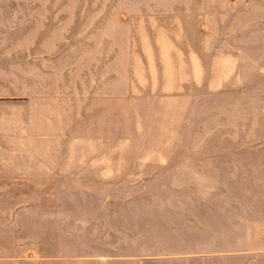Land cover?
<instances>
[{
	"label": "rangeland",
	"instance_id": "1",
	"mask_svg": "<svg viewBox=\"0 0 264 264\" xmlns=\"http://www.w3.org/2000/svg\"><path fill=\"white\" fill-rule=\"evenodd\" d=\"M237 1L7 2L15 14L7 34L31 41L34 83L62 85L68 95L73 89L79 105L92 97L95 103L110 99V140L96 139L80 146L110 147L112 175L118 170L131 174L137 169L145 177L112 181L110 195L153 201L121 206L148 208L157 212L159 220L155 224L140 223L136 228L144 231L143 235L109 238L121 244L127 241L126 244L141 245L142 255L156 252L157 264L264 263L263 257L257 260L253 256L258 252H247L246 248L249 243L257 246L264 237L246 235L245 227H241L251 206L247 204L248 197H262L264 188L246 186L245 181H228L224 168L218 171L220 186L213 187L212 182L195 176L200 172L198 166L184 169L191 170L190 179L154 180V176L165 177V172L154 171L152 164L133 167L130 159L136 157L128 155L135 148L157 146L193 151L264 147V115L260 108H256V115H248L247 93L241 87L238 93L234 91V67L230 59H225L236 46L231 43L236 39L234 26L242 22L240 13L231 10ZM242 2L239 0L238 5ZM199 64L206 73V90L183 79ZM170 75L177 82L174 90H166L163 85V78ZM220 81L223 83L219 90L209 89ZM101 131L102 127L96 130ZM124 147L126 154H118V148ZM189 158L192 165H198L193 160L200 157L175 160L181 163ZM134 172L132 175L137 174ZM69 190L64 189L67 192L63 195H70ZM77 194L92 195L85 187L79 188ZM154 195L164 202L154 204ZM115 207L112 204V209ZM111 222L114 228L124 223L115 219Z\"/></svg>",
	"mask_w": 264,
	"mask_h": 264
},
{
	"label": "crops",
	"instance_id": "2",
	"mask_svg": "<svg viewBox=\"0 0 264 264\" xmlns=\"http://www.w3.org/2000/svg\"><path fill=\"white\" fill-rule=\"evenodd\" d=\"M7 2L0 0V264H157L156 252L142 255L141 245L127 241L121 244L109 238L143 235L144 231L136 228L140 223L155 224L159 220L157 212L148 208L121 206L153 201L110 195L112 181L145 177L137 169L131 174L118 170L112 175L110 147L80 146L96 139L110 140V99L95 103L92 97L79 105L73 89L68 95L62 85L34 83L31 41L7 34L9 23L15 19ZM238 2L231 10L240 13L242 22L234 26L236 39L231 43L236 46L225 59H230L234 67V91L238 93L241 87L247 93L248 115H256V108L264 115V0ZM183 79L190 84L196 82L199 90L207 89L206 73L200 64ZM222 83L209 89L219 90ZM157 84L155 79V89ZM163 85L166 90H174L177 82L170 75L163 78ZM100 127L101 133L96 132ZM117 152L126 154V148ZM128 155L136 157L130 159L133 167L152 164L154 171L165 172V177L154 176V180L190 179L191 170L184 169L198 166L200 172L195 176L212 182L210 186H220L218 171L224 168L228 181L264 188V147L193 151L157 146L135 148ZM185 156L200 157L193 160L198 165H192L191 158L181 163L175 160ZM134 171L137 174L132 175ZM82 187L92 195H78ZM64 189H70V195L64 196ZM152 198L154 204L164 202L161 197ZM112 204L117 207L112 209ZM247 204L251 206L241 227H245L246 235L264 237V191L260 198L248 197ZM112 219L124 223L114 228ZM246 248L247 252H258L253 255L257 260L264 258V238L257 246L249 243Z\"/></svg>",
	"mask_w": 264,
	"mask_h": 264
}]
</instances>
